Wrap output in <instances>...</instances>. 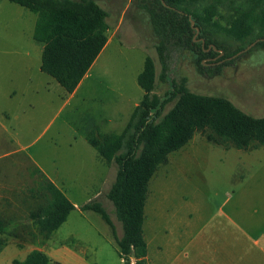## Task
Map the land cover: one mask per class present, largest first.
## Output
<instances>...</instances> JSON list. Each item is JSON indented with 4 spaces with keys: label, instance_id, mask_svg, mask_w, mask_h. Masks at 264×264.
I'll list each match as a JSON object with an SVG mask.
<instances>
[{
    "label": "rangeland",
    "instance_id": "1",
    "mask_svg": "<svg viewBox=\"0 0 264 264\" xmlns=\"http://www.w3.org/2000/svg\"><path fill=\"white\" fill-rule=\"evenodd\" d=\"M97 1L108 11L111 41L69 98L40 69L43 45L33 38L37 15L0 0V121L5 125L0 128V169H17L21 177L19 182L13 173L6 178L0 174V194L10 198L0 199V214L13 211L10 217L16 221L19 206L25 217L34 205L20 203L16 191L24 188L30 194L27 189L39 180L36 168L51 177L78 208L54 232L47 248L50 264H123L111 227L97 211L82 209L86 202H100L122 235V224L106 196L118 165L107 164L85 137L92 131L124 130L144 94L137 78L148 56L156 67L155 94L162 97L172 81L180 83L185 77L195 92L227 97L245 112L264 116V46L256 42L217 63L222 55L204 59L207 67L235 60L200 74L191 50L168 45L164 78L149 14L136 0ZM230 44L232 50L240 43ZM14 99L20 105L32 104L27 133L21 136L11 128L16 121L6 117ZM174 103L168 102L163 114ZM13 138L27 148L6 153L19 147ZM145 214V264H264V147L226 148L196 133L168 155L150 180ZM14 221L7 228V244L0 245V264L23 260L41 247L35 225L23 232Z\"/></svg>",
    "mask_w": 264,
    "mask_h": 264
},
{
    "label": "trees",
    "instance_id": "2",
    "mask_svg": "<svg viewBox=\"0 0 264 264\" xmlns=\"http://www.w3.org/2000/svg\"><path fill=\"white\" fill-rule=\"evenodd\" d=\"M10 1L37 15L33 38L43 45L40 69L67 92H73L108 41V11L97 0ZM136 1L149 14L158 39L164 78L168 45L191 50L200 74L214 72L235 60L207 67L204 59L220 54L212 44L224 50L215 63L232 57L253 42L264 46V0ZM191 18L200 29L199 41L194 38ZM232 41L240 44L231 50ZM137 80L144 94L124 130L99 134L92 131L86 137L107 164L118 165L106 196L122 224V235H118L116 225L100 202H86L82 209L97 211L111 227L123 264L146 262L144 222L149 182L170 153L184 147L198 132L207 141L226 148L264 147V116L245 112L227 97L195 92L188 87L185 77L180 83L172 81V88L162 97L155 94L156 67L150 56ZM172 100L174 105L163 114ZM36 174L37 185L27 189L30 194L24 191L23 203L31 198L29 203L34 207H30L28 218L41 238L47 240L68 219L75 205L41 169L36 168ZM10 224L9 220L0 219V245L8 242ZM13 264H50V258L41 248H35L25 259H14Z\"/></svg>",
    "mask_w": 264,
    "mask_h": 264
},
{
    "label": "crops",
    "instance_id": "3",
    "mask_svg": "<svg viewBox=\"0 0 264 264\" xmlns=\"http://www.w3.org/2000/svg\"><path fill=\"white\" fill-rule=\"evenodd\" d=\"M110 41H111V38H108V41H107V43H106V45H105V47L102 49V51L108 46V44L110 43ZM101 51V52H102ZM42 71V70H41ZM90 71V70H89ZM89 71L86 73V75L84 76V78L82 79V81L80 82V84L77 86V88L73 91V92H71V93H69L70 95H69V98L70 97H72L73 95H75V93L78 91V89L81 87V85L83 84V81L88 77V75H89ZM16 94H17V91H14L10 96L12 97V96H16ZM24 104L23 105H20V102H18L16 99H14V100H12L11 102H10V105H11V112H8L7 114H6V117L8 118V120L9 121H16V125H15V127H11V128H13L14 130H15V136H21V135H25L26 133H27V127H25V121L28 119L27 117H28V115H29V110H30V108H31V106H32V104H30V103H25V101H22ZM136 105H137V103H136ZM135 105V106H136ZM1 127H5V125L0 121V128ZM86 137H87V135H86ZM85 137V138H86ZM87 140V139H86ZM13 141L19 146L18 148H16V149H12V150H10V151H8V152H6V153H8V154H12L13 152H15V151H18V150H25L26 148H27V146L26 145H24V143L23 142H21V139L20 138H17V139H14L13 138ZM96 150V149H95ZM12 173H13V175H12ZM0 174L2 175V176H4L5 178L7 177V176H15V177H17L18 179H19V182H20V176H19V173H18V171H17V169H15L14 171L12 170V171H10L9 169H6V170H3V169H0ZM51 181H53L55 184H56V182L54 181V180H52L51 179V177H49V176H47ZM57 185V184H56ZM58 186V185H57ZM63 190V189H62ZM15 192V191H14ZM17 193H16V195H17V198L16 199H19V201H20V203L21 202H23V200H24V198H25V194H24V188H21V189H18L17 191H16ZM67 195V194H66ZM0 199H3V200H6V199H10L8 196H3V195H1L0 194ZM28 201H30V198H28ZM75 205V204H74ZM75 208H78L76 205H75ZM25 211V209H23L22 207L21 208H19V206H17V208H16V210H15V213L17 214V219H16V221H14L15 219H12L11 217H10V214L13 212V211H11L9 214H7L6 212L4 213V214H0V219H2V218H5V219H7V220H9V222H11L12 221V223H13V221L16 223V225H17V227H16V229H18L19 231H23L24 229H26V226H29V225H32L33 224V222H32V220L30 219V218H28V215H29V210H27V215L24 217V212ZM12 223H11V225H12ZM14 223V224H15ZM11 225H9L7 228L8 229H11L10 227H11ZM57 231V230H56ZM24 232V231H23ZM54 234V233H53ZM53 234H52V236H51V238L50 239H47V240H43V238H40V248L47 254V255H49V252H51V251H48V247H49V245H50V240L52 239V237H53Z\"/></svg>",
    "mask_w": 264,
    "mask_h": 264
},
{
    "label": "water",
    "instance_id": "4",
    "mask_svg": "<svg viewBox=\"0 0 264 264\" xmlns=\"http://www.w3.org/2000/svg\"><path fill=\"white\" fill-rule=\"evenodd\" d=\"M191 24H192V26H194V20H193L192 18H191ZM194 30H195L194 38H195V40H196V36L199 34L200 29H199V27L194 26ZM255 43H256V42L250 44V45H249L248 47H246L245 49L239 51L238 54H239V53H242V52H244V51H246V50H248V49L251 48ZM203 45H204V41H203ZM211 46H213V48H214L215 50H219V53H220V54H219L218 56H221V55L224 54V50H222V49H217L213 44H212ZM207 50H210V47H208ZM228 58H229V57H228Z\"/></svg>",
    "mask_w": 264,
    "mask_h": 264
},
{
    "label": "flooded vegetation",
    "instance_id": "5",
    "mask_svg": "<svg viewBox=\"0 0 264 264\" xmlns=\"http://www.w3.org/2000/svg\"><path fill=\"white\" fill-rule=\"evenodd\" d=\"M207 59H209V58H207Z\"/></svg>",
    "mask_w": 264,
    "mask_h": 264
}]
</instances>
